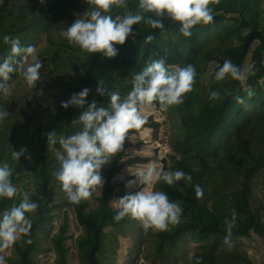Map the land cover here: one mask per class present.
<instances>
[{"label": "trees", "instance_id": "trees-1", "mask_svg": "<svg viewBox=\"0 0 264 264\" xmlns=\"http://www.w3.org/2000/svg\"><path fill=\"white\" fill-rule=\"evenodd\" d=\"M10 3L11 0H0V58L10 51V45L4 43L5 36L18 37L22 46L27 47L34 45L38 35L32 21L13 14ZM138 3L139 0H130L128 9L135 11ZM263 3L264 0H211L209 7L213 9V21L195 26L190 37L181 34L179 25L171 19L163 20L167 29L164 33L141 22L133 26L135 40L129 37L124 45H116L118 55L114 58L87 52L84 58L76 56V49H81L69 44L60 33L75 19L82 18L84 11L78 0H58L54 8V24L47 34L49 46L41 54L42 61L46 62V57L53 50L63 48L61 50L68 54L66 59L69 63L78 66L77 74L71 78L77 79V82L75 85H70V80L65 82L68 93L62 101H67L73 93L87 87L91 90L87 101L96 100L98 107H107L108 96H100L96 92L100 80H103L108 91H118L124 97L131 91L132 75L141 72L149 61L160 57L166 58L169 66L192 64L195 67L197 75L193 90L184 95L181 104L175 105L184 136L174 145V153L170 155L171 164L165 167L166 170L190 174L192 180L187 182L182 179L171 186L162 181L155 184V190L163 191L170 200L179 202L183 212L180 222L170 224L167 230L149 229L155 242L154 264H177L183 253L187 254L184 264H197V261L200 264H253L246 251L228 247L224 243L229 228L225 222L232 220L233 210L236 218L235 226L231 228V244L237 242L241 245L243 239H251L254 235L264 240L262 210L254 206L255 179L264 171V84H261L264 80ZM150 34L155 36L154 40L145 43V37ZM215 40L218 42L214 43ZM53 58L60 61L57 52ZM226 59L244 70L251 69L253 74L243 81L230 76L217 81L215 72ZM212 63L216 66L211 80L205 84L203 74ZM18 77L14 73L9 83ZM225 90L232 95L224 94L220 100L209 99L210 91L225 93ZM249 91L254 95L248 97ZM237 96L243 97L245 103L238 104ZM61 102L49 123L40 129V136L30 135V124L16 118L0 103V109H8L10 114L0 122V164L10 165L11 180L16 188L24 173L32 169L30 160L26 158L31 157L32 152L36 155L38 168L37 192L31 201L39 207L34 213L26 214L31 220V229L27 235H21L18 256L8 264L34 263L41 234L53 222L54 212L59 206L53 184L54 174L51 172L53 159L46 151L45 134L62 129V125L67 127L63 131L65 136L78 131L80 126L74 128L71 122L82 111L75 107L63 109ZM153 103L160 105L159 102ZM146 121L140 129L128 132L122 150L109 159L102 174L105 183L97 199V207L91 209L88 199L79 203L69 201L83 228L78 240L81 264H107L106 229L130 226L133 222L130 216L117 222L114 217L118 209L110 202L118 188L127 182L117 179L122 170L144 162L139 157L127 159V150L132 147L133 135L160 125L152 117H146ZM22 146L27 148V153L20 160H13L12 151H19ZM195 185L203 189V195L199 198L194 190ZM20 202L18 191L12 199L0 198V214L13 205L18 206ZM67 232L68 225L63 224L52 237L60 264H67ZM29 240L31 243H28ZM189 243L198 246V251L193 255L187 253Z\"/></svg>", "mask_w": 264, "mask_h": 264}, {"label": "clouds", "instance_id": "clouds-1", "mask_svg": "<svg viewBox=\"0 0 264 264\" xmlns=\"http://www.w3.org/2000/svg\"><path fill=\"white\" fill-rule=\"evenodd\" d=\"M40 2L43 4L44 0ZM87 3L94 6L93 10L75 19L60 35L82 51L101 53L106 58L118 55L116 45H124L129 37L135 40L133 26L141 22L164 33L167 29L163 20L171 19L179 25L178 31L181 34L190 37L195 26L207 25L214 19L213 9L209 7L211 0H139L135 11L128 9L127 0H87ZM114 6L125 11L113 18L108 13ZM154 38V35H147L145 43L152 42ZM4 43L10 45V51L0 58V94L7 97L12 94L13 85L9 82L14 73L21 76L31 88L40 79L43 63L37 58L35 47L22 46L18 37L5 36ZM252 74L251 69L244 70L226 59L215 72V79L220 81L230 76L234 80L243 81ZM196 75L194 65L169 66L166 58L160 57L149 61L141 72L132 75L131 91L124 97L118 91H108L103 80H100L96 92L97 95L108 96L107 107H98L96 100L88 102L91 90L87 87L73 93L67 101H62L63 109H82L78 118L71 122L80 126L78 131L69 136L58 135L56 131L45 134L48 151L54 152L59 162V169L54 175L67 199L79 203L88 199L97 187H103L105 180L101 174L102 167L122 150L128 132L140 129L147 122L142 109L153 102H159L164 109L181 104L184 95L193 90ZM224 94L232 95L227 90L225 93L210 91L209 99L220 100ZM247 95L251 97L254 93L249 91ZM236 101L238 104L245 103V99L240 96L236 97ZM9 115L8 109H0V122ZM26 153L27 148L22 146L19 151H12V159L20 160ZM26 158L31 159L30 156ZM11 177L10 165L0 164V198L12 199L16 195L17 188ZM134 177L128 181L126 188L139 190L127 191L123 197L110 202L118 209L114 219L119 222L130 216L139 221L146 231H165L170 224H178L183 212L180 203L170 200L165 192L154 190L152 185L162 181L171 186L182 179L191 182V175L180 170H166L161 162L153 160ZM139 185L147 187L140 188ZM194 190L198 198L203 195L199 185H195ZM38 207L25 193L18 206L13 205L0 214V250L13 246L21 235L29 233L31 220L26 214L34 213ZM235 218L233 210L232 220L225 222L229 225L224 241L228 247L232 246L231 228L235 226ZM197 264L200 262L197 261Z\"/></svg>", "mask_w": 264, "mask_h": 264}, {"label": "rangeland", "instance_id": "rangeland-1", "mask_svg": "<svg viewBox=\"0 0 264 264\" xmlns=\"http://www.w3.org/2000/svg\"><path fill=\"white\" fill-rule=\"evenodd\" d=\"M129 1L127 0V3ZM57 2L58 0H44L43 4H41L40 0H11L10 3V9L13 14L32 21L38 30V35L32 46L35 47L37 58L40 61H42V52L49 46L47 34L54 24L53 15ZM78 2L84 13L93 10L94 6L88 4L87 0H78ZM262 8L264 9V3L262 4ZM124 11V9L114 6L108 14L115 18L116 15H122ZM56 36L59 40V35L56 34ZM217 42L215 40L214 43ZM234 43H237V41ZM61 49L53 50L49 54L50 56L46 57V62L42 61L43 67L40 70V79L36 82L35 86L28 87L23 78L19 76L18 79L11 83L13 87L10 96L5 97L0 94V103L8 108L10 113H13L16 118L30 124L28 125L30 135L36 134L40 136V129L45 127L49 123V120L52 119V115L55 113L58 105L68 93L65 88V82L70 80V85H75L77 82V79L71 78L77 74L78 66L74 67L75 64L69 63V60L66 59L68 54L65 51L63 53ZM56 52L60 61L53 58V54ZM75 55L84 58L86 52L76 49ZM247 63L249 62L247 61ZM215 66V63L210 64L208 71L203 74V82L205 84L211 80ZM261 84H264V80ZM142 113L145 117H152L153 121L160 125L154 129L146 128L131 137L132 147L127 150V159L139 157L144 159V162L125 167L117 176L118 181H127L126 184L128 181L135 179L134 175L143 170L145 165L150 161L157 160L164 167L170 165V155L174 153L173 147L184 136V129L179 120L175 105L164 109L160 105L153 103L150 106L144 107ZM73 127H78V125H73ZM64 130H67L66 125H62V129H55L54 131L58 135H65ZM39 138L35 139V143L38 142ZM45 145L47 154L53 159L51 172L54 174L59 169V162L56 159L55 153L48 151L47 137H45ZM56 147L58 148L59 145ZM35 158L36 155L32 152L29 162L32 169L26 171L18 182L17 191L21 200L25 193L32 199V196L37 192L38 168ZM107 166L108 164L102 167L101 174H103ZM53 176V184L57 191L56 201L59 206L54 212L53 222L41 234L40 247L35 255L33 264H60L58 261L59 255L52 243V237L59 232L63 224L68 225V239L65 241V246L68 248L66 263L81 264L78 240L83 234V228L78 223L60 182L56 179L55 175ZM126 184L118 188L113 201L123 197L127 191L135 192L139 190V188L129 190L126 188ZM155 184L152 185L154 190ZM139 187L145 188L147 186L139 185ZM101 191L102 187H97L88 198L91 209L97 207V199L100 197ZM254 194V206L262 210L264 218V171L255 179ZM112 205L117 208L114 204ZM106 232L108 234L105 251L107 264H154L155 242L149 230H144L139 221L133 219L130 226L110 227L106 229ZM20 242L21 237L13 246L0 250V264H8L17 258V248ZM232 247H236L240 251H246L252 258L253 264H264V240L257 235H254L251 239H243L241 245L233 242ZM186 250L187 253L193 255L198 251V246L195 243H189ZM186 255L184 253L180 255L177 264H184L183 260Z\"/></svg>", "mask_w": 264, "mask_h": 264}]
</instances>
